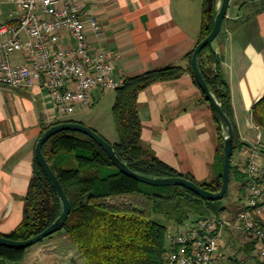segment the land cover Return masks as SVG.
Wrapping results in <instances>:
<instances>
[{
  "label": "crops",
  "instance_id": "1",
  "mask_svg": "<svg viewBox=\"0 0 264 264\" xmlns=\"http://www.w3.org/2000/svg\"><path fill=\"white\" fill-rule=\"evenodd\" d=\"M203 3L204 0H82L84 8L102 24V45L121 54L114 74L121 85L128 76L183 63L200 40ZM220 5L218 0L217 8ZM1 9L0 21L16 19L10 16L13 4L4 3ZM212 44L224 57L236 137L232 160L234 169L240 170V164L257 145L260 131L264 138L253 117L254 105L264 96V0L244 4L231 0L221 32ZM12 61L23 62V52L14 53ZM111 91L115 90L95 91L96 103ZM138 104L142 138L163 161L200 181L215 177L220 136L225 128L221 130L212 107L189 72L143 89ZM83 113L78 111L66 118L97 130L95 121L88 119V123L84 117L76 116ZM59 117L51 96L41 85L16 88L0 83V233L11 232L22 221L24 199L34 173L36 144L44 128ZM261 147L262 143L259 161L264 172ZM242 179L246 180L245 176ZM230 189L231 197L223 201L225 208L211 215L234 223L245 208L246 187L241 188L234 179ZM177 224L172 222L170 226ZM51 251L48 246L39 255L46 264L58 262ZM66 257L63 264L70 260L74 263L72 253ZM258 261L254 244L244 231L234 224L227 225L219 248L220 264Z\"/></svg>",
  "mask_w": 264,
  "mask_h": 264
},
{
  "label": "trees",
  "instance_id": "2",
  "mask_svg": "<svg viewBox=\"0 0 264 264\" xmlns=\"http://www.w3.org/2000/svg\"><path fill=\"white\" fill-rule=\"evenodd\" d=\"M235 1L244 4L254 0ZM217 4L218 0H204L199 41L209 35L214 27ZM194 49L185 56L183 63H172L125 78L124 83L116 89L113 106L118 140H107L127 164L139 173L153 177L184 176L211 191H219L222 187L225 154L222 132L215 177L205 181L197 180L190 173H182L163 161L142 138L143 123L138 104L140 91L155 82L179 78L185 72L192 75L201 89L192 65ZM200 65L205 79L232 120L231 91L222 53L209 44L200 54ZM202 93L203 99L211 106ZM253 117L264 132V96L254 105ZM65 121L82 122L74 118H59L48 124L44 131ZM219 125L222 130L220 122ZM43 151L72 204L68 220L58 232H65L77 246L84 264H169L165 257L169 246V225L163 220L164 216L171 219V223L209 216L225 208L223 201L231 192L229 188L220 200L202 198L192 189L181 185L173 186L172 193H162L159 189L168 186L142 182L123 173L95 139L77 130H62L54 134L44 143ZM261 151L264 155V138ZM108 169L112 171L107 173ZM244 176L242 171L234 169L232 160L230 185L236 179L241 183V188H245L247 184L242 179ZM24 200V216L20 224L11 232L0 235L16 240L31 238L51 225L62 212V201L36 158ZM159 214L163 218H159ZM33 246H0V264L23 263ZM257 264H264V261L260 259Z\"/></svg>",
  "mask_w": 264,
  "mask_h": 264
},
{
  "label": "built area",
  "instance_id": "3",
  "mask_svg": "<svg viewBox=\"0 0 264 264\" xmlns=\"http://www.w3.org/2000/svg\"><path fill=\"white\" fill-rule=\"evenodd\" d=\"M7 2L15 6L10 16L16 19L0 21V83L16 88L41 85L60 117L92 107L95 91L121 86L114 75L121 54L102 45V24L82 0H0V12ZM20 51L24 61L13 62L12 56ZM262 141L260 131L257 145L239 166L246 178V200L234 223L209 215L169 226L165 254L169 264H220L223 230L233 224L244 231L264 261Z\"/></svg>",
  "mask_w": 264,
  "mask_h": 264
},
{
  "label": "water",
  "instance_id": "4",
  "mask_svg": "<svg viewBox=\"0 0 264 264\" xmlns=\"http://www.w3.org/2000/svg\"><path fill=\"white\" fill-rule=\"evenodd\" d=\"M231 4V0H221V5L218 8L217 14L215 16L214 27L212 31L207 35L204 39L198 42L196 45L193 56H192V65L194 69L195 78L201 87L202 91L206 95L207 99L210 101L211 107L214 111V114L218 120L225 128V133L223 134V147H224V164H223V173H222V187L219 191H211L197 182L184 177V176H148L142 173H139L133 170L127 162L121 157V155L117 152L115 147L111 144L109 140H107L103 135H101L98 131H96L91 126L78 122V121H65L58 124H54L47 128L39 137L38 142L35 148V156L39 164L45 170L47 175L50 177L54 188L56 189L61 201H62V212L60 216L45 230L36 234L35 236L25 239V240H16L10 237H6L0 235V246H10V247H18V248H26L32 245H35L42 241L44 238L62 230L68 220L72 204L71 200L67 195V192L59 179L56 172L53 170L49 162L47 161L44 151L43 145L44 143L54 134L62 131V130H77L83 133L88 134L93 139H95L103 149L108 153L111 157L112 161L115 165L125 174L140 180L142 182H146L153 185L159 186H176L181 185L192 189L196 194L201 196L202 198L208 200H220L225 197L231 182V165L232 158L235 149V128L234 124L229 117V115L224 110L221 102L218 100L215 95L213 89L205 79L201 65H200V54L202 50L207 47L209 44H212L213 41L218 37L221 32L223 22L227 17V13Z\"/></svg>",
  "mask_w": 264,
  "mask_h": 264
},
{
  "label": "rangeland",
  "instance_id": "5",
  "mask_svg": "<svg viewBox=\"0 0 264 264\" xmlns=\"http://www.w3.org/2000/svg\"><path fill=\"white\" fill-rule=\"evenodd\" d=\"M107 92V91H106ZM116 98V90L111 91L110 93L106 94L104 96V99H101V101L94 107V105L88 109L82 110L84 113L79 115H76L77 117H84V121L90 122L95 121L97 130L101 135H103L106 139H109L110 141L114 142L118 140V133L115 126L114 121V115H113V106ZM94 109L92 110V108ZM91 110V111H90ZM81 111V112H82ZM90 111V112H88ZM75 115V114H74ZM73 116V115H72ZM71 117V116H67ZM59 118H66V117H59ZM88 119L90 121H88ZM112 169H108L106 172H111ZM105 172V173H106ZM162 193H172L174 191L173 186H168L166 188L159 189ZM232 190L230 192V196L225 198V200L229 199L232 194ZM159 218H163V215L159 214ZM164 221L167 222V224L171 225V219H166L167 216H164ZM49 246L51 248V252L54 254V259L58 262L56 264H63V261L68 259L66 255H71L75 257L74 263L73 261H69L67 263L69 264H78L79 260H81L80 264H84V258L79 252L77 246L69 239V237L66 235L65 232H57L52 237L47 238L42 243H37L34 245L31 249L34 250V252L30 253V250L28 251L26 260L23 263L20 264H46L45 260L41 259L39 257L42 250L46 249ZM34 248V249H33ZM62 257V259H59V257ZM65 257V258H63ZM58 258V259H57Z\"/></svg>",
  "mask_w": 264,
  "mask_h": 264
}]
</instances>
